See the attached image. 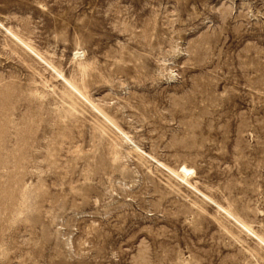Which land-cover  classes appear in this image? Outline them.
Wrapping results in <instances>:
<instances>
[{"label":"rangeland","instance_id":"1","mask_svg":"<svg viewBox=\"0 0 264 264\" xmlns=\"http://www.w3.org/2000/svg\"><path fill=\"white\" fill-rule=\"evenodd\" d=\"M0 264H264V0H0Z\"/></svg>","mask_w":264,"mask_h":264},{"label":"bare ground","instance_id":"2","mask_svg":"<svg viewBox=\"0 0 264 264\" xmlns=\"http://www.w3.org/2000/svg\"><path fill=\"white\" fill-rule=\"evenodd\" d=\"M128 142H129V141H128ZM126 143H127V141H126ZM117 148H118V147H117ZM117 148H116V149H117ZM117 155H118V154H117ZM116 157H117V156H116Z\"/></svg>","mask_w":264,"mask_h":264}]
</instances>
